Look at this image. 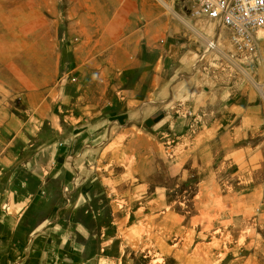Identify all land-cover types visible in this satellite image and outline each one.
<instances>
[{"label":"rangeland","instance_id":"rangeland-1","mask_svg":"<svg viewBox=\"0 0 264 264\" xmlns=\"http://www.w3.org/2000/svg\"><path fill=\"white\" fill-rule=\"evenodd\" d=\"M166 1L0 0V264H264V33Z\"/></svg>","mask_w":264,"mask_h":264},{"label":"built area","instance_id":"built-area-1","mask_svg":"<svg viewBox=\"0 0 264 264\" xmlns=\"http://www.w3.org/2000/svg\"><path fill=\"white\" fill-rule=\"evenodd\" d=\"M193 11L198 17H204L210 25H221V22L246 24L238 37L240 41L246 39L244 33L252 28H258L264 33V0H191ZM237 30L236 28H234ZM251 48V42H242V48Z\"/></svg>","mask_w":264,"mask_h":264},{"label":"crops","instance_id":"crops-1","mask_svg":"<svg viewBox=\"0 0 264 264\" xmlns=\"http://www.w3.org/2000/svg\"><path fill=\"white\" fill-rule=\"evenodd\" d=\"M31 80V78H28ZM53 80V78H46V77H40V79L38 81L32 80L33 82L37 83V86H35L33 83L31 82H27V88L29 89L28 91H32L29 94H27V97L29 98H38V99H42L45 98V104L43 106V110H46L48 107L51 106V100H50V95L52 94V90H48L47 91V87L49 85V83ZM68 114V112H67ZM62 117L64 118V114H62ZM102 120L105 121V118H103ZM103 131H105V128H102ZM101 130V129H100ZM92 135H96V134H92ZM104 136V134H99L98 139L101 138V136ZM80 139H85L83 136L80 137ZM47 139H45L46 141ZM91 141V139H86V142L89 143Z\"/></svg>","mask_w":264,"mask_h":264},{"label":"bare ground","instance_id":"bare-ground-1","mask_svg":"<svg viewBox=\"0 0 264 264\" xmlns=\"http://www.w3.org/2000/svg\"><path fill=\"white\" fill-rule=\"evenodd\" d=\"M164 7L168 8L170 11L172 10L170 4L166 0H158ZM210 27H214L216 25H208ZM197 32V31H196ZM198 33V32H197Z\"/></svg>","mask_w":264,"mask_h":264},{"label":"water","instance_id":"water-1","mask_svg":"<svg viewBox=\"0 0 264 264\" xmlns=\"http://www.w3.org/2000/svg\"><path fill=\"white\" fill-rule=\"evenodd\" d=\"M149 125L152 124L151 122L148 123Z\"/></svg>","mask_w":264,"mask_h":264}]
</instances>
